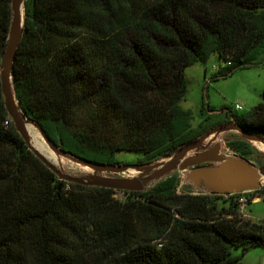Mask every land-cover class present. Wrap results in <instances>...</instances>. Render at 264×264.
<instances>
[{
  "label": "trees",
  "instance_id": "16d2710c",
  "mask_svg": "<svg viewBox=\"0 0 264 264\" xmlns=\"http://www.w3.org/2000/svg\"><path fill=\"white\" fill-rule=\"evenodd\" d=\"M11 2L0 0V63ZM24 15L18 105L94 163H117L121 150L155 161L210 128L180 105L187 66L212 54L225 62L220 75L264 63V0H25ZM233 118L263 135L264 99ZM228 147L255 153L244 138ZM178 182L172 173L127 191L59 179L17 131L0 80V264H244L233 248L264 246V220L238 202L260 188L180 193Z\"/></svg>",
  "mask_w": 264,
  "mask_h": 264
},
{
  "label": "water",
  "instance_id": "95a60500",
  "mask_svg": "<svg viewBox=\"0 0 264 264\" xmlns=\"http://www.w3.org/2000/svg\"><path fill=\"white\" fill-rule=\"evenodd\" d=\"M25 0H12V17L8 40L0 63L1 89L5 106L14 125L28 147L57 175L59 179L96 185L118 190L141 191L154 180L168 176L174 170L185 173V179L204 193L232 194L245 190L257 189L263 185L264 164L256 165L252 160L228 152L218 136L223 131L237 130L242 138L264 144V136L244 129L233 117L205 130L170 154L149 162L135 163H94L61 148L45 133L35 119L27 117L21 110L13 88V69L16 52L24 33ZM27 123L35 125L42 137L54 152L93 170L88 175L78 176L67 173L42 153L33 141ZM137 173L131 177L104 175L109 173Z\"/></svg>",
  "mask_w": 264,
  "mask_h": 264
},
{
  "label": "rangeland",
  "instance_id": "374dc122",
  "mask_svg": "<svg viewBox=\"0 0 264 264\" xmlns=\"http://www.w3.org/2000/svg\"><path fill=\"white\" fill-rule=\"evenodd\" d=\"M224 64L225 62L219 61L217 56L212 54L206 62L199 61L185 68L188 79V92L185 98L180 101V105L192 111V124L195 128L198 127L201 121L209 127L225 122L228 118H232L234 114L247 112L264 99L263 62L238 67L231 74L220 75L217 69ZM214 75H217V78L211 80ZM203 103L205 105L210 104L213 110L205 109L201 111ZM236 104L242 105V109L236 110ZM27 129L36 143V147L53 163L63 168L65 172L78 176L93 173L92 169L51 150L35 125L27 123ZM237 138H242L240 132L229 130L221 132L217 140L223 143L228 152H234L228 147V142ZM251 143L255 149L251 160L256 165L264 164V144L258 141H252ZM142 157L143 153L134 151L121 150L116 153V159L121 163H135ZM132 172L122 174L104 172L103 174L117 177H131L137 173L136 170H132ZM172 173L177 174L179 177L177 184L178 192H203L199 187H194L185 179L184 171L174 170L170 174ZM159 180L152 181L145 189L152 187ZM259 188L258 192L263 194L264 181L263 185ZM259 193L257 195L258 198L248 202L244 209V213L249 214V218L254 221L264 220V195ZM117 195L118 197H123L125 194L119 191ZM232 252L234 255H241L244 264H264V246L262 245L250 246L244 253H242L240 247H235Z\"/></svg>",
  "mask_w": 264,
  "mask_h": 264
},
{
  "label": "built area",
  "instance_id": "2783aa9c",
  "mask_svg": "<svg viewBox=\"0 0 264 264\" xmlns=\"http://www.w3.org/2000/svg\"><path fill=\"white\" fill-rule=\"evenodd\" d=\"M229 63H230V62H228V64H229ZM235 109H236V110L242 109V105H240V104H236V105H235ZM246 191H249V190H245V191H241V192L243 193V192H246ZM261 195H264V193L261 194ZM256 197L258 198V196H256ZM238 202H239V208H240V211H241L242 214L244 215V209L246 208V205H247V203H248V196H246V195L243 194L242 196L239 197Z\"/></svg>",
  "mask_w": 264,
  "mask_h": 264
},
{
  "label": "crops",
  "instance_id": "0c3cea01",
  "mask_svg": "<svg viewBox=\"0 0 264 264\" xmlns=\"http://www.w3.org/2000/svg\"><path fill=\"white\" fill-rule=\"evenodd\" d=\"M254 199H257V197H255ZM253 199V200H254ZM244 216L246 217V218H249V214H247L246 212L244 213Z\"/></svg>",
  "mask_w": 264,
  "mask_h": 264
},
{
  "label": "flooded vegetation",
  "instance_id": "af4514ba",
  "mask_svg": "<svg viewBox=\"0 0 264 264\" xmlns=\"http://www.w3.org/2000/svg\"><path fill=\"white\" fill-rule=\"evenodd\" d=\"M231 120V118H228L227 121Z\"/></svg>",
  "mask_w": 264,
  "mask_h": 264
},
{
  "label": "bare ground",
  "instance_id": "6f19581e",
  "mask_svg": "<svg viewBox=\"0 0 264 264\" xmlns=\"http://www.w3.org/2000/svg\"><path fill=\"white\" fill-rule=\"evenodd\" d=\"M30 124H32V123H30Z\"/></svg>",
  "mask_w": 264,
  "mask_h": 264
}]
</instances>
